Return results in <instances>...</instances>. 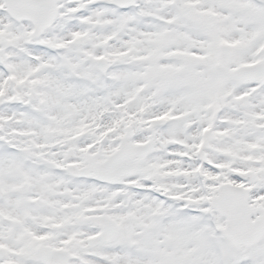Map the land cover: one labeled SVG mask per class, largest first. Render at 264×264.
<instances>
[{"label":"snow or ice","instance_id":"1","mask_svg":"<svg viewBox=\"0 0 264 264\" xmlns=\"http://www.w3.org/2000/svg\"><path fill=\"white\" fill-rule=\"evenodd\" d=\"M0 264H264V0H0Z\"/></svg>","mask_w":264,"mask_h":264}]
</instances>
